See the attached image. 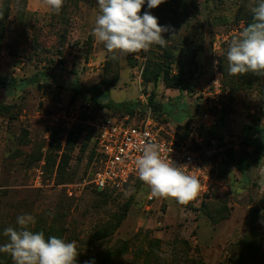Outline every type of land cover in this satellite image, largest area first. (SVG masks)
Wrapping results in <instances>:
<instances>
[{"label":"rangeland","instance_id":"obj_1","mask_svg":"<svg viewBox=\"0 0 264 264\" xmlns=\"http://www.w3.org/2000/svg\"><path fill=\"white\" fill-rule=\"evenodd\" d=\"M258 3L165 0L149 9L145 0L140 14L149 12L168 29L166 43L125 54L109 52L92 35L97 0H64L59 13L43 0H0V75L17 82L0 87L3 233L30 214L33 231L49 236L51 229L50 235L78 242L77 264H264V156L254 144L264 143V75H229L226 59ZM150 61L171 66L174 74L188 72L195 91L170 89L162 79L146 82ZM42 72L54 79H43ZM217 73L224 100L213 111L217 123L209 134L227 156L208 162L216 179L210 195L181 203L156 193L149 203L139 181L116 194L92 185L100 155L87 132L89 120L138 122L148 102L161 135L183 140ZM35 75L39 83L27 84ZM105 77L117 80L111 98L134 106L133 114L81 97L72 101L77 79L89 86Z\"/></svg>","mask_w":264,"mask_h":264},{"label":"clouds","instance_id":"obj_2","mask_svg":"<svg viewBox=\"0 0 264 264\" xmlns=\"http://www.w3.org/2000/svg\"><path fill=\"white\" fill-rule=\"evenodd\" d=\"M100 13L95 20L92 35L109 52L117 50L128 54L147 52L153 44L164 46L163 33L168 31L149 12L141 15L145 0H97ZM165 0H147L149 9ZM49 10L59 13L64 0H43ZM253 22L243 28L233 39L226 53L228 73L232 76L249 72L264 75V0L251 9ZM140 181L164 197H172L181 203L195 200L204 190L199 175L200 168L177 164L165 157L155 145L148 144L135 161ZM34 218L30 214L17 217L18 228L9 227L6 243L0 249L8 252L14 264H77L80 255L78 242L55 235L46 236L43 231H33Z\"/></svg>","mask_w":264,"mask_h":264},{"label":"built area","instance_id":"obj_3","mask_svg":"<svg viewBox=\"0 0 264 264\" xmlns=\"http://www.w3.org/2000/svg\"><path fill=\"white\" fill-rule=\"evenodd\" d=\"M203 111L198 120L190 125V133L183 140L164 138L156 128L152 109L148 102L147 115L138 122L127 117H103L89 120L87 125L93 130L94 141L100 155V166L95 172L92 185L99 191L120 192L134 181L141 182L149 191L147 202L155 199L156 193L139 180L136 170V158L143 153L148 144L155 145L162 155L170 156L177 164L200 168L199 175L203 191L197 197L202 199L210 195L216 179L212 176L208 162L215 158L223 161V151L218 138L209 133L216 125L213 110L221 108L224 89L220 74H216L203 93ZM72 195V191L70 192Z\"/></svg>","mask_w":264,"mask_h":264},{"label":"trees","instance_id":"obj_4","mask_svg":"<svg viewBox=\"0 0 264 264\" xmlns=\"http://www.w3.org/2000/svg\"><path fill=\"white\" fill-rule=\"evenodd\" d=\"M1 48V46H0ZM169 55V54H168ZM114 62H118V59H114ZM172 63V62H171ZM188 72H183V70H179L178 73L174 74L172 71L171 66H165L163 63L160 62H153L150 61L147 65L146 72L144 75V79L146 82L149 83H155L160 81L161 79L164 81L165 85L170 89H177L179 91H187L189 93H193L195 91V88L192 84L191 78L187 77ZM43 79L49 78L53 80V77H50L48 74L42 72ZM116 79L105 77L101 82L94 84V85H84L82 84L78 79L72 84V88L74 90V94L72 97V101L76 100L77 98L81 97L86 103L88 104H94L96 106H99L103 109H109V110H128L130 113H134V106L132 109L131 106L126 103H118L115 102L110 95V90L112 87L116 84ZM15 80H7L6 78L2 77L0 75V87L1 88H7L10 86H16ZM28 83H39V79L37 78V75L33 76ZM263 99H264V92H263ZM152 103V100H151ZM130 108V109H129ZM214 111V110H213ZM141 118L139 121H141ZM250 131H253L255 127L251 126L248 128ZM87 132L89 133V136L94 141V133L93 130L88 126ZM190 128L185 136V138L189 135ZM95 143V141H94ZM255 144V152L259 153L261 156H264V143H258L256 140L254 142ZM96 145V144H95ZM226 153V152H225ZM223 154V159L226 158V154ZM236 167L241 171L244 172V168L241 166L239 161H234ZM130 185V184H129ZM128 186V185H127ZM101 193L105 194H116L118 192H112V191H101ZM51 229L48 232L50 235ZM3 230L0 229V240L3 243H6L8 238L4 239L2 235ZM0 264H14V261L12 260L11 255L4 251L3 249H0Z\"/></svg>","mask_w":264,"mask_h":264}]
</instances>
